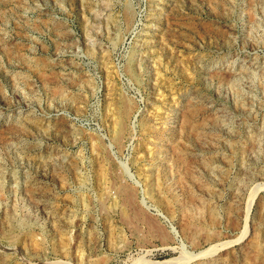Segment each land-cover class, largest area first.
Returning <instances> with one entry per match:
<instances>
[{
	"label": "rangeland",
	"instance_id": "374dc122",
	"mask_svg": "<svg viewBox=\"0 0 264 264\" xmlns=\"http://www.w3.org/2000/svg\"><path fill=\"white\" fill-rule=\"evenodd\" d=\"M0 264H264V0H0Z\"/></svg>",
	"mask_w": 264,
	"mask_h": 264
},
{
	"label": "bare ground",
	"instance_id": "6f19581e",
	"mask_svg": "<svg viewBox=\"0 0 264 264\" xmlns=\"http://www.w3.org/2000/svg\"><path fill=\"white\" fill-rule=\"evenodd\" d=\"M118 106V105H117ZM118 110V109H117ZM118 116H120V111H119V113H118ZM121 117V116H120ZM116 119V118H115ZM120 119H118V117H117V119L113 122V129H114V134L117 136V134L119 133V131H120ZM129 175V174H128ZM130 177V176H129ZM130 179H131V177H130ZM132 181H134L133 179H131ZM135 183V182H134Z\"/></svg>",
	"mask_w": 264,
	"mask_h": 264
},
{
	"label": "water",
	"instance_id": "95a60500",
	"mask_svg": "<svg viewBox=\"0 0 264 264\" xmlns=\"http://www.w3.org/2000/svg\"><path fill=\"white\" fill-rule=\"evenodd\" d=\"M127 174H129V176L131 177V179H133L131 173H129L128 169H127ZM134 180V179H133ZM135 181V180H134Z\"/></svg>",
	"mask_w": 264,
	"mask_h": 264
}]
</instances>
